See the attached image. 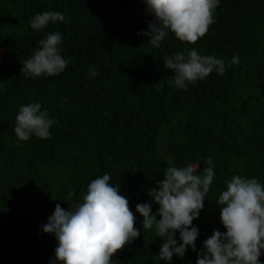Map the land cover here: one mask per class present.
<instances>
[{"label":"trees","instance_id":"1","mask_svg":"<svg viewBox=\"0 0 264 264\" xmlns=\"http://www.w3.org/2000/svg\"><path fill=\"white\" fill-rule=\"evenodd\" d=\"M45 11L64 13L67 23L33 30ZM214 17L195 45L169 34L153 48L140 35L153 19L143 0H0V264H50L57 242L40 226L57 203L67 209L106 172L141 229L113 257L118 264H166L158 258L163 238L142 228L135 207L151 203L148 190L171 166L198 165L203 174L212 160L215 178L193 221L197 249L214 230L226 231L216 203L225 181L239 174L264 183V0H220ZM56 31L66 70L27 78L21 63ZM193 47L229 61L238 55L240 63L177 89L164 59ZM34 102L58 123L51 139L18 142V109ZM196 259L189 249L172 264Z\"/></svg>","mask_w":264,"mask_h":264},{"label":"clouds","instance_id":"2","mask_svg":"<svg viewBox=\"0 0 264 264\" xmlns=\"http://www.w3.org/2000/svg\"><path fill=\"white\" fill-rule=\"evenodd\" d=\"M147 13L153 18L146 31L153 48H159L169 34L180 42L195 45L213 25L220 0H143ZM58 22L67 23L62 12L45 11L31 21L37 32ZM61 32L48 33L39 41L34 53L21 64L27 78H46L61 75L70 63L62 55ZM240 58L201 55L195 47L165 57L164 66L172 72L174 86L205 80L211 74L224 75ZM90 76H97L95 70ZM42 104L21 105L15 117L14 133L20 141L35 136L51 139V129L58 121ZM203 174L198 165L171 166L164 179L149 189L151 203H139L135 212L142 217V228L154 230L163 238L158 258L172 264L173 257L183 259L189 249L197 252L195 264H264V183L258 178L234 175L225 181L226 190L220 192L217 205L220 221L226 231L214 230L197 249L199 227L193 224L205 207V199L215 178V166L209 158ZM109 173L98 176L88 185L82 199L67 209L56 204L47 223L40 226L45 234L54 236L57 244L50 264H118L115 254L133 243L141 235L135 224L137 216L130 209L129 200L121 195L119 183H112ZM72 195V194H70ZM158 205L155 212L152 204ZM157 216L159 219L157 220ZM178 233V239H177Z\"/></svg>","mask_w":264,"mask_h":264},{"label":"rangeland","instance_id":"3","mask_svg":"<svg viewBox=\"0 0 264 264\" xmlns=\"http://www.w3.org/2000/svg\"><path fill=\"white\" fill-rule=\"evenodd\" d=\"M164 143H165L164 138H162V139L160 140V144H161V146H162Z\"/></svg>","mask_w":264,"mask_h":264}]
</instances>
